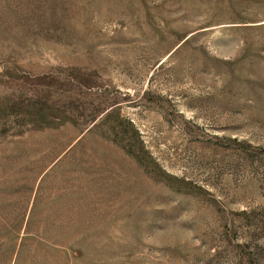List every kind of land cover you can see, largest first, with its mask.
I'll return each mask as SVG.
<instances>
[{
  "label": "rangeland",
  "instance_id": "1",
  "mask_svg": "<svg viewBox=\"0 0 264 264\" xmlns=\"http://www.w3.org/2000/svg\"><path fill=\"white\" fill-rule=\"evenodd\" d=\"M0 264H264V0H0Z\"/></svg>",
  "mask_w": 264,
  "mask_h": 264
}]
</instances>
